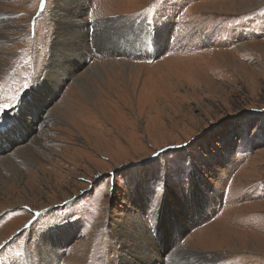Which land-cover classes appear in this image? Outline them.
I'll use <instances>...</instances> for the list:
<instances>
[{"label":"rangeland","instance_id":"374dc122","mask_svg":"<svg viewBox=\"0 0 264 264\" xmlns=\"http://www.w3.org/2000/svg\"><path fill=\"white\" fill-rule=\"evenodd\" d=\"M1 15L0 264H264V0Z\"/></svg>","mask_w":264,"mask_h":264},{"label":"bare ground","instance_id":"6f19581e","mask_svg":"<svg viewBox=\"0 0 264 264\" xmlns=\"http://www.w3.org/2000/svg\"><path fill=\"white\" fill-rule=\"evenodd\" d=\"M59 9H60V6L58 5L57 12H56V11L54 12V14L56 15V17H62V15L59 14ZM1 14H2V15H5L6 12H2ZM2 15H1L0 17H2ZM69 19L72 20V19H73L72 16H69ZM0 21H1V20H0ZM58 22H59V21H58ZM64 22H65V21H64ZM59 23H60V22H59ZM60 24H61V23H60ZM56 43H57V41H56ZM57 45H58V44H57ZM58 47H59V45H58ZM59 50H60V49H59ZM93 51H94V53H99V51H97V50H93ZM93 51H92V52H93ZM0 64H1V63H0ZM39 85H40V84H39ZM39 85H37V86H35V87H37V88L39 89ZM35 87L33 88V91L29 92L28 95H30V96L33 95L32 97H35V96H34V94H35L34 91L37 90ZM28 95H27V96H28ZM27 102H28V101L26 100V101H24L23 104H25V103H27ZM23 104H22V105H23ZM19 106H20V105H19ZM13 112H14V111H13ZM15 113L18 114V112H15ZM16 116H17V115H16ZM11 123L13 124V127H15L16 129H18V130L23 129V127H20V126L16 123V120H14V121L11 122ZM147 131H148V130H147ZM11 135H12V134H11V131H10V133L7 135V137H6L4 140L1 141V144H2V145L0 146V148H6V147H8L9 143L7 142V139H8V137L11 136ZM1 136H3V134H2ZM34 140H35V138H34ZM36 140H37V139H36ZM32 141H33V140H32ZM34 142H35V141H34ZM37 144H38V143H37ZM27 149H28V148H27ZM24 150H26V149H22V150L20 149V150L17 152L16 155L21 154L22 156L27 157V159H28V157H29V155L27 154V151H28V150H27L26 152H25ZM15 153H16V152H15ZM21 155H20V156H21ZM14 156H15V155H14ZM14 156H13V157H14ZM24 160H26V159H24ZM2 161H3V160H2ZM4 161H5V160H4ZM0 162H1V160H0ZM6 162H8L9 165H13V164H14V163H12L11 160H9V161L6 160ZM1 163H2V162H1ZM26 163H27V162H26ZM0 165H1V164H0ZM2 166H3V163H2ZM2 166H1V167H2ZM10 167H11V166H10ZM11 168H12L13 171L16 170V167H14V166H12ZM2 169H3V168H2ZM18 172H19V171H18ZM157 259H158L157 256H155L153 260H154V261H157ZM151 261H152V260H151V255H150V256H147V260H146L145 264H149V263H151Z\"/></svg>","mask_w":264,"mask_h":264},{"label":"snow or ice","instance_id":"6c2138e0","mask_svg":"<svg viewBox=\"0 0 264 264\" xmlns=\"http://www.w3.org/2000/svg\"><path fill=\"white\" fill-rule=\"evenodd\" d=\"M15 103V101H14ZM12 106L11 105H3V104H0V112H5L7 111L8 108H11ZM3 129L0 128V131H2Z\"/></svg>","mask_w":264,"mask_h":264},{"label":"water","instance_id":"95a60500","mask_svg":"<svg viewBox=\"0 0 264 264\" xmlns=\"http://www.w3.org/2000/svg\"><path fill=\"white\" fill-rule=\"evenodd\" d=\"M93 33H94V30H93V32L90 35L93 36ZM116 41H118V40H116ZM111 47L112 46H109L110 49H111ZM114 53L117 54V55H121V53L119 51H115Z\"/></svg>","mask_w":264,"mask_h":264}]
</instances>
